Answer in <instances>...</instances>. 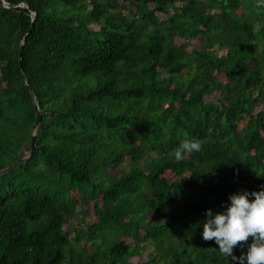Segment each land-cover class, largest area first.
Instances as JSON below:
<instances>
[{"label": "trees", "instance_id": "trees-1", "mask_svg": "<svg viewBox=\"0 0 264 264\" xmlns=\"http://www.w3.org/2000/svg\"><path fill=\"white\" fill-rule=\"evenodd\" d=\"M35 101L36 150L0 176V264H231L203 222L264 189L256 0H0V172L31 152ZM185 139L202 151L176 162Z\"/></svg>", "mask_w": 264, "mask_h": 264}, {"label": "clouds", "instance_id": "clouds-1", "mask_svg": "<svg viewBox=\"0 0 264 264\" xmlns=\"http://www.w3.org/2000/svg\"><path fill=\"white\" fill-rule=\"evenodd\" d=\"M256 7H264V0H256ZM202 151V141L183 140L170 154L176 162ZM249 197H254L250 201ZM230 205L225 211L205 213L202 237L205 241L215 240L221 256L231 264H264V189L249 192L244 190L229 196ZM252 238L247 252L234 255L237 246L243 247Z\"/></svg>", "mask_w": 264, "mask_h": 264}, {"label": "rangeland", "instance_id": "rangeland-1", "mask_svg": "<svg viewBox=\"0 0 264 264\" xmlns=\"http://www.w3.org/2000/svg\"><path fill=\"white\" fill-rule=\"evenodd\" d=\"M202 2H205L206 0H200ZM159 18L161 20H165L167 19L168 17L165 16V15H162V14H158ZM177 42L178 44H181L184 42V40L182 39H177ZM202 48V42L199 40V39H194V40H190V47H189V50L191 49H197V50H201ZM223 52H218V55H222ZM207 101H211V100H214L213 97H207L206 98ZM130 169L129 167V161H126L122 167L119 169L118 172L114 173V175H118L120 174L121 172H127L128 170ZM80 209V208H79ZM83 209H85L86 211H88L89 213H86V212H81L79 213V219L78 221H80L82 224H91L95 221L96 219V213H95V210L93 208V205H89V206H84ZM66 228H68V226H65ZM126 242H128L129 244H133V241L131 239H125ZM151 251V249H148L147 251H144L142 253V259L148 257V253ZM141 259L139 257H135V258H132L131 261L134 263V264H137L139 263Z\"/></svg>", "mask_w": 264, "mask_h": 264}, {"label": "water", "instance_id": "water-1", "mask_svg": "<svg viewBox=\"0 0 264 264\" xmlns=\"http://www.w3.org/2000/svg\"><path fill=\"white\" fill-rule=\"evenodd\" d=\"M22 51H23V44L21 46V52H20V59H19L20 64H21V61H22ZM22 73L24 74V72H22ZM27 87L31 91L32 96H34V92H33L32 88L29 85H27ZM35 110H36V122H35L34 128L32 130L31 152H30L29 156L18 160L17 162L12 164L9 168H6L5 170L1 171L0 172V176L5 174L6 172H9V171L15 169L16 167L22 165L23 163H25L33 155V153L35 152V150H36V130H37V128L39 126V122H40V110H39V107H38L36 101H35Z\"/></svg>", "mask_w": 264, "mask_h": 264}]
</instances>
